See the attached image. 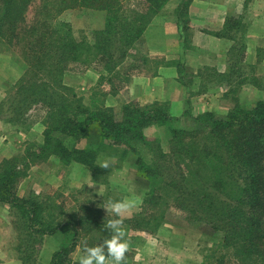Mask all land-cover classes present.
<instances>
[{
	"label": "trees",
	"instance_id": "obj_1",
	"mask_svg": "<svg viewBox=\"0 0 264 264\" xmlns=\"http://www.w3.org/2000/svg\"><path fill=\"white\" fill-rule=\"evenodd\" d=\"M32 1L0 0V38L13 29L16 43L26 48V70L8 99L13 116L6 119H24L37 106L46 110L43 142H31L21 156L0 163V201L14 209L22 264H45L37 255L47 235L59 241L49 264H70L71 255L78 248L82 252L83 242L95 246L111 236L103 225L115 218L90 202H73L68 209L36 192L20 195L19 185L30 167L56 157L65 165L78 162L96 168L103 151L138 146L149 155L136 160L138 175L146 183L143 209L120 217L123 225L150 230L174 208L191 223L223 234L204 264H264V101L252 108L237 103L227 115L206 111L194 118L192 127L178 126L165 102L140 106L129 101L119 116L104 103L88 105L65 83V74L95 62L113 74L117 65L112 57L118 58L122 48L125 61L169 0H131L129 6L126 0H42L32 22L22 26ZM190 2L181 5V19L187 17ZM71 8L104 15L94 41L76 36L69 24L56 22ZM168 123L167 151L144 130ZM64 136L78 141L90 137L93 142L70 145Z\"/></svg>",
	"mask_w": 264,
	"mask_h": 264
},
{
	"label": "crops",
	"instance_id": "obj_2",
	"mask_svg": "<svg viewBox=\"0 0 264 264\" xmlns=\"http://www.w3.org/2000/svg\"><path fill=\"white\" fill-rule=\"evenodd\" d=\"M183 2L169 0L153 18L132 49L134 56L126 61L133 68L128 81L120 91H109L107 105L117 109L131 100L166 102L176 124L185 126L181 121L206 111L227 115L234 103L252 108L264 101V0H191L187 17L181 19L178 12ZM90 74L89 69L85 76ZM2 76L0 108L3 91L10 84ZM13 78L15 83L20 76ZM0 122V163L20 153L25 141L39 144L44 140V121H36L29 129L6 119ZM163 129L164 125H150L144 131L149 138L161 137ZM52 160L62 163L51 157L30 167V175L19 185L20 195H28L27 190H21L28 180L56 186L53 180L38 179L36 173ZM74 165L85 171L86 166L78 162L66 166ZM32 192L44 194L40 189ZM141 204L140 196L138 204L122 216L138 212ZM56 239L51 235L43 239L45 264L51 262L59 248ZM18 242L14 209L10 203L0 201V264H22Z\"/></svg>",
	"mask_w": 264,
	"mask_h": 264
},
{
	"label": "rangeland",
	"instance_id": "obj_3",
	"mask_svg": "<svg viewBox=\"0 0 264 264\" xmlns=\"http://www.w3.org/2000/svg\"><path fill=\"white\" fill-rule=\"evenodd\" d=\"M41 1H32V4L26 11V21L22 23V26H25L28 22H32L33 16L38 10ZM130 3L131 0H126L127 6ZM104 20L105 17L103 14L91 12L88 8H71L56 18V22L69 24L76 36L89 39L90 41H94V31L104 26ZM13 32V29H8L7 35L4 38H0V82H2V75L6 78V81L9 80L10 82L8 87L3 91V102H6L11 93L15 91V86L21 80L26 70L24 61L26 48L22 46V43H16L17 38L14 37ZM134 47L130 48L123 62L121 60V56L124 54L122 48L118 50V58H114L113 60L112 57V62L117 65L116 71L113 74L107 71L105 64L95 62L89 67H79L68 71L64 77L65 83L73 88L72 91L74 94L83 97L86 104L91 105L95 101L99 104L104 103L107 105L109 91H120L124 83L128 81V73L133 68L129 64L127 65L126 61L134 56L131 52ZM118 68L123 69L119 70ZM89 69L91 74L85 76V73ZM16 75H19L20 79L14 83L13 77ZM68 76L72 78L68 79ZM131 101L140 104V106H148L155 102H160L141 103L138 100ZM9 102L10 100H8L4 109L0 111V120H5L6 117L13 116V113L9 110ZM236 104L234 103V106ZM123 105L120 108H115L118 116L121 113ZM45 114L46 110L37 106L24 119L19 117L17 120L11 122L20 128L29 129L36 121H44ZM198 116L191 117V119L188 118L186 122L181 121V125L192 127L195 123L194 118ZM164 126L166 129H163L161 137L151 138L158 139L162 149L168 151L171 137L170 123ZM89 138H82L78 141L72 137L65 138L64 136L67 144H76L79 146L89 144L90 141L93 142ZM31 142L35 141H25L22 151L13 156H21ZM103 152L104 154L98 159L99 162L106 159L115 161L108 169L101 167L92 168L84 164L86 166L85 171H82L76 165L68 167L63 163L61 165L55 160H52L41 171L36 173L39 175L38 179L44 178L49 180V182L53 180L56 186L42 184L37 180H28L21 190H27L28 194L37 189L43 190V196L52 198V201H59V203H62L68 209L71 208L73 202H90V205L102 208L105 212L107 211L103 206L109 200L119 201L127 198L132 199V203L138 204L141 196L142 204L136 213L141 212L144 199L142 196L146 190V183L138 175L136 160L140 156L145 157L148 155V151L142 146H138L133 148L114 147ZM28 175H30V172ZM33 177L37 179L34 175ZM71 180H75V182L72 184ZM30 188L31 190H29ZM63 198L64 200H62ZM136 213L126 217H132ZM154 214L158 216L161 213L154 212ZM164 215L165 217L161 220L160 225L158 227H150V230L133 229L130 225H123L127 233L126 239L129 241L126 264H204L206 255L223 240V234L221 232L214 231L209 226H203L200 223H191L179 210L171 208L166 210ZM43 241L40 243L38 249L37 260L39 263H43L47 255V252H44L42 249ZM81 254V249L78 248L71 255L73 262L70 264H77L76 261H78V257Z\"/></svg>",
	"mask_w": 264,
	"mask_h": 264
},
{
	"label": "clouds",
	"instance_id": "obj_4",
	"mask_svg": "<svg viewBox=\"0 0 264 264\" xmlns=\"http://www.w3.org/2000/svg\"><path fill=\"white\" fill-rule=\"evenodd\" d=\"M115 163L114 160H103L99 167L108 169ZM107 214L112 213L115 218L108 219L104 223V228L110 230L111 236L104 239L95 246H88L87 241L83 242L82 254L78 257V264H126V254L129 251V241L126 239L127 233L123 228L122 213L134 207L131 201L119 200L107 201L103 206Z\"/></svg>",
	"mask_w": 264,
	"mask_h": 264
}]
</instances>
